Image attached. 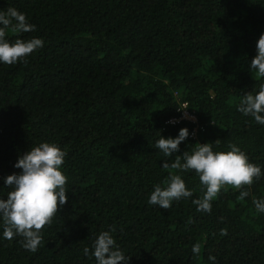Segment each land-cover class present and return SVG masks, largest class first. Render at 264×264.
Masks as SVG:
<instances>
[{
  "label": "trees",
  "instance_id": "obj_1",
  "mask_svg": "<svg viewBox=\"0 0 264 264\" xmlns=\"http://www.w3.org/2000/svg\"><path fill=\"white\" fill-rule=\"evenodd\" d=\"M9 7L36 27H9L6 39L44 44L0 62V198L12 190L7 176L22 173L18 159L49 142L66 153L68 199L35 252L22 236L5 239L0 218V264H97L91 253L103 231L129 257L120 264H264V212L253 203L264 200V125L238 111L264 84L250 69L264 0H0V11ZM182 103L196 121L171 123ZM185 127L188 137L166 157L156 141ZM197 143L237 145L261 177L225 186L211 212H198L193 200L206 191L198 174L162 167L177 155L183 163ZM170 171L193 194L162 209L149 199Z\"/></svg>",
  "mask_w": 264,
  "mask_h": 264
},
{
  "label": "clouds",
  "instance_id": "obj_2",
  "mask_svg": "<svg viewBox=\"0 0 264 264\" xmlns=\"http://www.w3.org/2000/svg\"><path fill=\"white\" fill-rule=\"evenodd\" d=\"M0 25V62L15 64L37 48L43 47L44 41L40 38L27 41L17 38L14 42L6 39V29L9 27L17 33L34 31L36 27L16 8L9 7L6 12L0 11ZM256 49L257 54L251 60L250 69H255V78L260 79L264 78V33L260 35ZM238 111L251 115L258 124L264 125V84H261L255 94L250 92L243 96ZM188 135V129L181 128L175 138L160 137L156 141V147L166 157H170L179 151L180 143ZM229 149L214 151L212 143H197L191 153H183V163L181 155H177L173 162L165 161L162 165L166 170H194L198 174L200 183L206 189L202 198L193 200L198 206V212H211V202L225 186L244 189L261 177L260 166L250 162L244 151L235 144H230ZM65 155L57 144L43 142L31 147L18 159L15 167L21 168L22 173L7 176L5 183L12 186V190L8 192L7 199L0 198V218L3 220L5 239L22 236L23 247L32 252L37 251L43 239L42 230L52 223L53 217L67 203V176L61 170ZM165 184L166 187L163 188L160 185L155 186L150 195V204L169 209L174 200L188 198L193 194L184 179L171 171ZM248 195V191L242 190L238 199L243 200ZM253 203L258 212H264V200L257 199ZM226 234V230H221V235ZM93 247L91 255L95 257L97 264H120L121 261L126 262L129 259L119 249L109 231L101 232ZM83 251L85 255L89 254L87 247ZM199 251V245H194L193 253ZM209 259L215 261L216 258L210 255Z\"/></svg>",
  "mask_w": 264,
  "mask_h": 264
},
{
  "label": "built area",
  "instance_id": "obj_3",
  "mask_svg": "<svg viewBox=\"0 0 264 264\" xmlns=\"http://www.w3.org/2000/svg\"><path fill=\"white\" fill-rule=\"evenodd\" d=\"M187 107V104L186 103H182L180 108H179V113H180V116L178 118H174V119H171L170 122L171 123H174L175 121H180L181 119H187V120H192V121H196V117L193 113H191L189 110H188V107L187 109H183ZM192 117H194L195 119L193 120ZM190 135H194V133L190 134Z\"/></svg>",
  "mask_w": 264,
  "mask_h": 264
}]
</instances>
